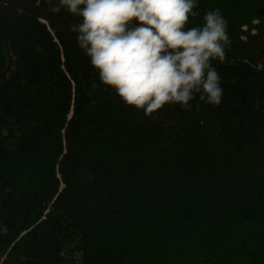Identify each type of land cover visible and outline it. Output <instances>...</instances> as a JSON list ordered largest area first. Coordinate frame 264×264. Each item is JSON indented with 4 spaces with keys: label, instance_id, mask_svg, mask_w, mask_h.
<instances>
[{
    "label": "trees",
    "instance_id": "16d2710c",
    "mask_svg": "<svg viewBox=\"0 0 264 264\" xmlns=\"http://www.w3.org/2000/svg\"><path fill=\"white\" fill-rule=\"evenodd\" d=\"M54 3L0 0V264H264V0H198L186 27L227 23L222 101L151 115Z\"/></svg>",
    "mask_w": 264,
    "mask_h": 264
},
{
    "label": "clouds",
    "instance_id": "9594fccd",
    "mask_svg": "<svg viewBox=\"0 0 264 264\" xmlns=\"http://www.w3.org/2000/svg\"><path fill=\"white\" fill-rule=\"evenodd\" d=\"M197 7L198 0H55L50 11L81 18L69 27L101 84L151 115L165 104L188 108L197 96L214 106L222 101L213 61L227 62V23L215 9L202 25L186 27Z\"/></svg>",
    "mask_w": 264,
    "mask_h": 264
},
{
    "label": "rangeland",
    "instance_id": "374dc122",
    "mask_svg": "<svg viewBox=\"0 0 264 264\" xmlns=\"http://www.w3.org/2000/svg\"><path fill=\"white\" fill-rule=\"evenodd\" d=\"M2 259H3V256L0 255V262L2 261Z\"/></svg>",
    "mask_w": 264,
    "mask_h": 264
},
{
    "label": "water",
    "instance_id": "95a60500",
    "mask_svg": "<svg viewBox=\"0 0 264 264\" xmlns=\"http://www.w3.org/2000/svg\"><path fill=\"white\" fill-rule=\"evenodd\" d=\"M41 1H43V0H41Z\"/></svg>",
    "mask_w": 264,
    "mask_h": 264
}]
</instances>
